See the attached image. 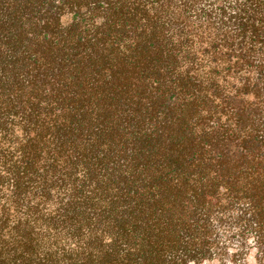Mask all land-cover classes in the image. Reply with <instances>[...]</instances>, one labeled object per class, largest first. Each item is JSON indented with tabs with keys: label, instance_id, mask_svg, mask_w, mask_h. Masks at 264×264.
<instances>
[{
	"label": "trees",
	"instance_id": "16d2710c",
	"mask_svg": "<svg viewBox=\"0 0 264 264\" xmlns=\"http://www.w3.org/2000/svg\"><path fill=\"white\" fill-rule=\"evenodd\" d=\"M251 257L264 0H0V264Z\"/></svg>",
	"mask_w": 264,
	"mask_h": 264
},
{
	"label": "rangeland",
	"instance_id": "374dc122",
	"mask_svg": "<svg viewBox=\"0 0 264 264\" xmlns=\"http://www.w3.org/2000/svg\"><path fill=\"white\" fill-rule=\"evenodd\" d=\"M253 257V256H252ZM252 257H251V261L249 262L250 264H255L254 261H252Z\"/></svg>",
	"mask_w": 264,
	"mask_h": 264
}]
</instances>
